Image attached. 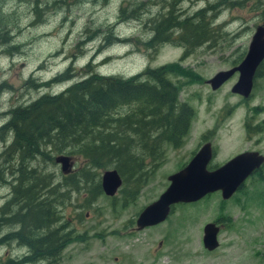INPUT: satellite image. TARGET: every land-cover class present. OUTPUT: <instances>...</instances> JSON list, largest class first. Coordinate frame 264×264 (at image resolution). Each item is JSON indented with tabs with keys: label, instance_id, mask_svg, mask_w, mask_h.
I'll use <instances>...</instances> for the list:
<instances>
[{
	"label": "rangeland",
	"instance_id": "1",
	"mask_svg": "<svg viewBox=\"0 0 264 264\" xmlns=\"http://www.w3.org/2000/svg\"><path fill=\"white\" fill-rule=\"evenodd\" d=\"M170 1L164 0L161 5L160 0H0V24L10 27V40L18 45L12 53L0 55V86L4 87L0 110L16 100L23 106L43 93L59 92L84 72L88 62L101 75L121 77L166 63H177L185 70L183 75L169 78L180 86L178 101L192 110L187 133L180 145L165 144L159 159L147 161L145 182L134 199L124 200L133 190L126 183L113 197L102 191L92 197L89 192L95 181L100 182L102 171L113 167L92 169L90 180L81 175V160L72 157L69 171L63 174L53 157L47 160L44 155L64 152L40 147L47 151L31 161L40 178H46L49 184L53 180L50 186L56 182L66 185L68 180L63 178L69 174L76 181L74 187H62L56 197H61L57 225L65 223L71 239L55 264H264V167L247 177L227 199L214 191L194 202L175 204L156 225L135 228L137 213L166 188L167 176L188 161L202 135L211 140L218 164L249 149L264 155V76L253 78L249 97L243 100L230 91L237 73L215 90L206 81L239 62L255 26L264 25V0H177L174 5L183 14L205 8L208 41L185 53L187 46L179 42L145 48L142 42L151 35L148 18L165 11ZM218 2L223 3L208 8ZM121 4L122 14L118 13ZM131 9L135 16H129ZM108 29L113 30L112 36L124 40L109 42L104 36ZM1 49L8 52L4 46ZM67 67L71 68L69 80L40 85ZM0 153L2 159L3 150ZM19 165L14 162V173H6L7 179L0 184V208L12 197ZM21 166L27 170L26 161ZM27 178V183H34ZM29 198L34 201L35 195ZM6 208L5 214L15 209L10 203ZM207 222L219 228L218 245L210 251L201 243L202 226ZM16 227L3 225L0 236ZM8 238L0 243V264H48L38 256L20 263L29 248Z\"/></svg>",
	"mask_w": 264,
	"mask_h": 264
},
{
	"label": "trees",
	"instance_id": "2",
	"mask_svg": "<svg viewBox=\"0 0 264 264\" xmlns=\"http://www.w3.org/2000/svg\"><path fill=\"white\" fill-rule=\"evenodd\" d=\"M160 1L163 5L164 0ZM176 1L171 0L165 11L148 18L151 35L142 42L145 48L155 49L161 43L179 42L187 46L185 53L191 47L208 41L210 29L204 20L205 8L196 9L189 15L183 14L174 5ZM220 3L223 2L208 8ZM123 11L122 4L118 5V13L122 14ZM133 11L130 10L129 16H135ZM176 30L179 32L173 35ZM112 31L108 29L104 35L109 42L124 40L112 36ZM263 64L262 61L258 67L262 69ZM84 68L77 79L59 92L43 93L11 111L7 125L14 130L13 144L18 149L20 165L16 171L17 183L13 185L12 197L0 208V229L6 224L17 227L15 231L0 236V243L8 237L20 239L22 246L29 248L27 255L19 260L20 263L38 256L48 264H55L60 251L71 239V230H67L66 224L57 225L60 219L57 207L61 197L58 200L56 197L61 195L59 190L62 187L68 189V186H75V176L69 174L66 179L63 178L64 181L68 180L66 185L56 182L52 186L53 180L49 184L46 178H40L31 161L47 151L46 148L45 151L41 150V146L51 147V151L58 154L64 152L71 158H79L83 165L81 175L90 180L89 172L92 169L113 167L122 183L133 188L127 199L124 198L129 201L135 198L145 182L144 167L147 161L156 160L165 144L172 147L180 145L189 127L192 110L186 103L178 101L180 86L169 78V75L185 73L177 63L145 67L127 77L101 75L91 68L90 62ZM70 71L71 68L67 67L63 73L40 85L50 86L52 81L65 82L71 76ZM254 75L261 73L256 71ZM196 78L193 75V79ZM28 81L33 82V87L37 86L32 79ZM44 157L51 160L55 156L46 152ZM4 158L3 154L0 159L2 183L11 172L9 168L6 174L5 168H2L7 161ZM24 161L27 165L30 162L26 171L21 166ZM22 173L31 179L32 173H35V180L32 179L34 183H27L28 178H23ZM100 192L99 180H96L89 193L94 197ZM31 194L35 195L34 201L29 198ZM8 203L15 209L5 214L3 212L7 210ZM20 207L25 211L20 212L24 210Z\"/></svg>",
	"mask_w": 264,
	"mask_h": 264
},
{
	"label": "water",
	"instance_id": "3",
	"mask_svg": "<svg viewBox=\"0 0 264 264\" xmlns=\"http://www.w3.org/2000/svg\"><path fill=\"white\" fill-rule=\"evenodd\" d=\"M263 58L264 25L260 24L253 29L244 56L237 65L216 72L206 81L210 88L215 90L236 71L238 75L230 91L247 97L253 84L254 71ZM210 156V144L205 142L181 168L169 174L166 188L156 199L143 206L137 214L135 228L142 229L156 225L168 216L173 205L194 202L214 191H219L221 199L229 198L262 161V156L257 152H241L209 170L206 165ZM72 161L67 155L54 157V162L59 164L63 174L69 171ZM99 184L103 194L112 196L120 186L121 179L115 169H105L101 173ZM218 229L213 222H207L202 226L203 248L210 251L217 247Z\"/></svg>",
	"mask_w": 264,
	"mask_h": 264
},
{
	"label": "flooded vegetation",
	"instance_id": "4",
	"mask_svg": "<svg viewBox=\"0 0 264 264\" xmlns=\"http://www.w3.org/2000/svg\"><path fill=\"white\" fill-rule=\"evenodd\" d=\"M11 37H13V34H12V31H11V29H10V27L8 26V25H5V24H3V25H1L0 24V55H1V53H4V54H10V53H12V51L13 50H15L16 48H18V45H16L14 42H11ZM1 46H4V48H6V50H7V48H8V52H4L2 49H1ZM245 53V52H244ZM244 53L242 54V56H241V58H240V60L242 59V57L244 56ZM239 60V61H240ZM263 61V63H264V58L259 62V64L257 65V67H256V69H255V71H254V74H256V71H258V74L259 73H261V75H263L264 74V68L263 69H261V68H259L258 66L261 64V62ZM237 65V64H236ZM263 66H264V64H263ZM233 67V66H232ZM234 73H237L236 71L234 72ZM233 73V74H234ZM238 75V74H237ZM257 76V75H256ZM254 77H255V75H254ZM4 87L3 86H0V91L3 89ZM2 92V91H1ZM240 96V95H239ZM249 97V94H248V96L247 97H242L241 96V99L243 100V99H246V98H248ZM15 100H16V98H15ZM17 101L18 100H16V103L14 104V105H7V106H5L2 110H0V149L1 150H3V154L5 155V157L6 158H4V159H7V161H6V163L2 166V168L4 167L5 169H4V171H5V173H7L6 172V170H8L9 168L11 169V172H12V169L14 168V162L16 163V162H18V154H19V152H18V149H17V147H15L14 146V144H13V136H14V130L13 129H11L7 124H8V121L10 120V116H11V111L13 110V109H15L16 107H19V104L17 103ZM4 118H7V120L6 121H4V122H1V119H4ZM205 142H208L209 144H210V148H211V156H210V159H209V161H208V163H207V165H206V168L207 169H209V170H211V169H214V168H216V167H218V166H220L222 163H224V162H222L221 164H218V163H215L214 162V158H215V156H216V153H215V149H214V147H212V144H211V140L210 139H207V137L205 136V135H202L201 136V141H200V144L198 145V147L201 145V144H203V143H205ZM197 147V148H198ZM197 150V149H196ZM257 152V154H259V155H261L262 156V161H261V163L259 164V166L257 167V168H255L254 169V171L251 173V174H253L254 172H256V171H259V170H261L263 167H264V155L263 154H261V153H259L258 151H256V150H244V151H241V152ZM241 152H238V153H241ZM238 153H236V154H238ZM1 154V153H0ZM194 154V152H192V154H191V156ZM236 154H234V155H236ZM233 155V156H234ZM190 156V157H191ZM232 157V156H231ZM230 157V158H231ZM229 159V158H228ZM227 159V160H228ZM226 160V161H227ZM29 163L30 162H28V166H29ZM11 172H9L8 174H10L11 175ZM12 173H14V172H12ZM251 174H249L247 177H249ZM246 177V178H247ZM245 178V179H246ZM32 179L33 180H35V173H32ZM120 179H121V177H120ZM244 179V180H245ZM17 180V179H16ZM17 183V182H16ZM244 183V182H243ZM243 183L238 187V189H240L241 187H242V185H243ZM0 184H2V181H0ZM121 184H122V180H121ZM121 184H120V186L116 189V191H115V193L112 195V196H109V197H113V196H115V194H116V192H118V190L120 189V187H121ZM237 189V190H238ZM236 190V191H237ZM30 196V195H29ZM30 207V204H29V206L27 207V208H29ZM21 209H24V208H22V207H20ZM25 211V209L24 210H21L20 212H24ZM139 213V212H138ZM137 213V214H138ZM137 216V215H136ZM136 218V217H135ZM134 222H135V219H134ZM16 240H17V242H19L20 241V239H18V238H15ZM22 247H26V246H22ZM27 255V252H26V254H24V256H26Z\"/></svg>",
	"mask_w": 264,
	"mask_h": 264
},
{
	"label": "bare ground",
	"instance_id": "5",
	"mask_svg": "<svg viewBox=\"0 0 264 264\" xmlns=\"http://www.w3.org/2000/svg\"><path fill=\"white\" fill-rule=\"evenodd\" d=\"M45 145V144H44Z\"/></svg>",
	"mask_w": 264,
	"mask_h": 264
}]
</instances>
